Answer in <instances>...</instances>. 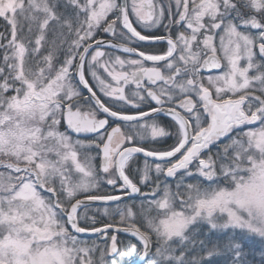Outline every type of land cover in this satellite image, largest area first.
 Instances as JSON below:
<instances>
[{
    "label": "snow or ice",
    "instance_id": "snow-or-ice-1",
    "mask_svg": "<svg viewBox=\"0 0 264 264\" xmlns=\"http://www.w3.org/2000/svg\"><path fill=\"white\" fill-rule=\"evenodd\" d=\"M0 264H264V0H0Z\"/></svg>",
    "mask_w": 264,
    "mask_h": 264
},
{
    "label": "rangeland",
    "instance_id": "rangeland-1",
    "mask_svg": "<svg viewBox=\"0 0 264 264\" xmlns=\"http://www.w3.org/2000/svg\"><path fill=\"white\" fill-rule=\"evenodd\" d=\"M104 207L105 206H99V207H96V208H94L93 210H99L100 211V213H101V216L103 215V210H104ZM114 210V206H113V208H109V211L111 212V211H113Z\"/></svg>",
    "mask_w": 264,
    "mask_h": 264
},
{
    "label": "flooded vegetation",
    "instance_id": "flooded-vegetation-1",
    "mask_svg": "<svg viewBox=\"0 0 264 264\" xmlns=\"http://www.w3.org/2000/svg\"><path fill=\"white\" fill-rule=\"evenodd\" d=\"M96 207H99V206H94V208H96ZM94 208H93V209H94Z\"/></svg>",
    "mask_w": 264,
    "mask_h": 264
},
{
    "label": "water",
    "instance_id": "water-1",
    "mask_svg": "<svg viewBox=\"0 0 264 264\" xmlns=\"http://www.w3.org/2000/svg\"><path fill=\"white\" fill-rule=\"evenodd\" d=\"M96 205H101V204L97 203Z\"/></svg>",
    "mask_w": 264,
    "mask_h": 264
}]
</instances>
